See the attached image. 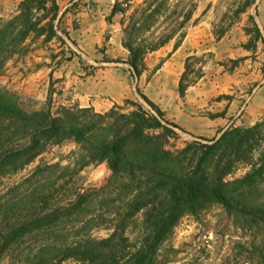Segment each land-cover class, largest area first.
I'll list each match as a JSON object with an SVG mask.
<instances>
[{"label":"trees","instance_id":"trees-1","mask_svg":"<svg viewBox=\"0 0 264 264\" xmlns=\"http://www.w3.org/2000/svg\"><path fill=\"white\" fill-rule=\"evenodd\" d=\"M48 1L57 14L55 0H23L17 15L6 21L0 18V76L6 61L23 51L31 33L53 30V17L40 26L41 19L32 15V10L45 9ZM199 1H114L107 21L120 16L121 46L127 51L124 63L132 80L138 81L146 71L148 55L172 41L174 50L180 45ZM217 1L225 3V12L212 25L217 40L247 15L243 31L251 36L250 43L263 42L256 22L258 0ZM211 7L208 4L204 12ZM252 8L254 15L249 14ZM182 80L180 97L186 88ZM136 92L153 113L129 100L125 103L135 109L127 113L118 105L107 113L78 105L60 106L56 115L47 106L27 111L19 95L0 87V183L23 171L51 145L72 141L77 146L69 165L38 166L0 193V260L170 264L179 253L170 240L180 221L221 208L226 225L239 233L238 240L231 241L217 261L194 262L264 264V121L251 127L230 126L217 138L198 137L174 150L170 144L177 138L174 129L183 130L164 120L163 112L138 87ZM101 163L111 171L104 186L75 189L69 198L64 196L80 170ZM56 171L60 174L50 176ZM14 192L17 196L10 197ZM96 231L107 234L95 236Z\"/></svg>","mask_w":264,"mask_h":264},{"label":"rangeland","instance_id":"rangeland-1","mask_svg":"<svg viewBox=\"0 0 264 264\" xmlns=\"http://www.w3.org/2000/svg\"><path fill=\"white\" fill-rule=\"evenodd\" d=\"M22 1L23 0L16 4L14 0H10L7 5H0V18L6 21L17 15L19 13V6ZM218 2L219 1L217 0H200L198 2L197 10L193 20L187 29H202L205 26H208L211 28L213 34L212 25L216 24L221 15L225 12V3L221 4ZM210 3L212 4V7L208 12H204L207 5ZM79 4L80 3H75L73 5L71 4L69 8L72 11L75 9H80L81 7L78 6ZM80 5L85 7L86 3ZM256 6L257 8L261 6L260 9L263 11L264 1L261 3V0H258ZM254 13L255 10L252 8L249 11V14L254 15ZM32 15L33 17L41 19L40 26H43L49 22L53 17L54 19L51 22L53 27V30L51 31L53 34L49 28H45L43 32L41 31L39 33H31L24 43L23 51L6 61L0 76V87L19 95L22 98L24 108L27 111L39 110L47 106L51 109V112L56 115V112L60 106L78 105L80 108L91 107L87 106L86 101L80 99V95L81 92H83L84 86L83 79L87 76L94 75L95 70L98 68L97 64L100 63L103 58L106 57L110 60H119L116 49L118 48L121 50V31L118 24L120 16L116 15L113 20L110 21V23H112L114 26L108 27V24L104 26V33L101 37H98V43H96L100 45V48H94L92 46L84 47L77 32L69 33L66 30V28L70 26L74 29L80 28V25H83V23H81L82 21L89 20L86 23H90L92 18L81 16L78 17L75 16L76 14L74 13L73 15L65 16V12L60 14L59 11L57 14H55L51 11V4L49 1L47 2L45 9L37 8L32 10ZM246 22L247 15H243L241 21L234 24L230 28L229 32H231L233 28H237L239 33L244 36V43L242 47L251 53L248 58H255L254 53L258 52V56H260L263 61L264 30L261 31L263 42L259 40L252 44L250 43L251 36L246 35L243 31L244 27L246 26ZM256 22L259 29L262 30V23L261 20H259V17H256ZM86 23L84 22V24ZM95 37L96 36L93 34V38ZM110 37H112L110 46L113 48H109V52L105 54V42ZM215 40L217 39L215 38ZM72 42L75 45H73ZM166 54L167 47L158 53L148 55L145 60L146 71L141 75L138 81L132 80L128 74L129 85L132 89L133 95L125 99L121 104L115 105L123 106L125 113L133 111L135 108L131 104L125 103L126 100H129L131 102L141 104L146 112L153 113L139 97L138 93L136 92V87L139 88L140 92L144 96L153 102L147 96V93H145L150 92L147 81L157 70V67L161 66ZM209 57L210 54H204L191 58V61L186 64L188 67L187 69L185 68V72L181 77L183 79V86L188 87L191 83L195 82L198 77H201L204 74L203 66L207 63ZM244 60L245 58L227 60L226 63H224V67L232 71L235 66ZM110 64V68H113V64L116 63ZM262 65L264 69V62ZM246 89L247 90H245V92H229L227 95L223 93L214 98L216 101H227L235 98L237 108L236 112L231 114L232 117L235 116L236 122L234 127H251L264 121L263 112V114L259 115L253 123L250 125L245 124L244 117L247 116V111L246 108L243 107V104L251 94V88ZM237 91H239V88H237ZM152 92H156V90H153ZM156 106L162 111L158 105ZM112 108L113 106L107 111H103L101 113H107ZM153 115L157 117V115ZM200 115H203L207 118H214L217 116H224V112L213 114L208 111H202ZM163 119L168 121L164 117V112ZM262 130L264 132V124L262 126ZM174 132L176 133L177 138L171 139L170 141V144L174 145V150L182 149L187 143L195 140V138L202 137L193 135L184 130L180 131L178 129H174ZM76 151L77 146L72 141H65L59 145L49 146L42 155H40L33 163L26 166L23 171L15 175L5 177L0 183V193L4 194L7 188H10L14 184L20 183L25 176L35 170V168L38 166L43 167L45 165L53 164H60L61 166L69 165L71 162H73L74 153ZM242 172L243 171L241 169L233 176H238ZM59 174L60 172L56 171L55 174H51L50 176ZM110 175L111 171L106 163H101L98 165L93 164L84 167L78 172L77 175L73 177V181L71 183L72 186L66 189L63 194L65 197L67 194V198H69L75 189H99L106 184ZM17 194L18 192H14L10 194V197L15 198ZM226 224L227 220L224 213L221 211V208H216L209 215L202 216L199 219L184 217L176 227L174 235L170 240V244L179 251L175 257H169L170 259L174 257V262L170 264H197L194 262L195 259L204 261V258H213L217 261L218 258L229 247H231V241L238 240L237 237L239 236V233H235V230ZM94 234L95 236L105 237L107 232L96 231ZM23 249H25V246H23ZM208 263L209 261L202 264ZM0 264H8V260L3 258L0 260Z\"/></svg>","mask_w":264,"mask_h":264},{"label":"crops","instance_id":"crops-1","mask_svg":"<svg viewBox=\"0 0 264 264\" xmlns=\"http://www.w3.org/2000/svg\"><path fill=\"white\" fill-rule=\"evenodd\" d=\"M14 1L18 4L21 0ZM263 1L261 0V3ZM9 2L10 0H0V5H7ZM55 2L60 14L65 12V16H68L74 13L78 17L92 18L90 23H86L89 20L82 21L83 25L81 24L80 28L74 29L70 26L66 30L69 33L77 32L84 47L100 48V45L96 43H98V37L104 33V26L106 24L108 27L114 26L107 21L114 0H55ZM75 3H86V6L79 4L81 8L72 11L69 6ZM260 7L257 8L259 14L257 17L261 20V31H263L264 9L261 11ZM243 37L237 28H233L231 32L228 31L220 40H215L208 26L202 29H187L184 39L175 50L173 49L174 41H172L154 52L158 53L167 47V54L161 66L147 81L150 92L145 93L162 109L165 119L193 135L209 139L217 138L224 130L235 126V116L232 117L231 114L236 112L237 105L235 98L227 101H216L214 98L223 93L227 95L229 92H245L246 88H251V94L243 104L247 111V116L244 117L245 124L250 125L263 114L264 69L262 63L264 59L262 61L258 52L254 53L255 58H248L251 53L242 47ZM111 40L112 37L105 42V54L109 52V48H113L110 46ZM120 47L121 50L118 48L116 50L119 60L123 63L113 64L114 67L110 68V63L101 61L97 64L98 68L94 75L83 79L84 86L80 99L100 113L107 111L115 104H121L133 95L129 85L128 65L124 63L127 60V51L121 46V40ZM204 54H210L207 63L203 66L204 74L186 87L185 94L181 98L179 84L185 72L187 59L190 58L189 63L192 57ZM244 58L245 60L242 61L244 63L240 62L232 71L224 67L227 60ZM153 90L156 92H152ZM202 111L213 114L224 112V116L207 118L200 115Z\"/></svg>","mask_w":264,"mask_h":264}]
</instances>
